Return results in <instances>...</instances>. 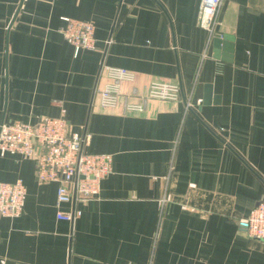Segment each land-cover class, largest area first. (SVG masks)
I'll return each mask as SVG.
<instances>
[{"label": "crops", "instance_id": "crops-1", "mask_svg": "<svg viewBox=\"0 0 264 264\" xmlns=\"http://www.w3.org/2000/svg\"><path fill=\"white\" fill-rule=\"evenodd\" d=\"M199 2L0 0V124L64 117L112 165L94 197L56 206L58 183L0 149V181L26 189L0 216V264H264L245 225L264 199V0H222L211 36ZM64 16L93 23L96 49L74 53ZM107 66L133 75L112 107ZM153 81L180 99L144 101Z\"/></svg>", "mask_w": 264, "mask_h": 264}, {"label": "built area", "instance_id": "built-area-1", "mask_svg": "<svg viewBox=\"0 0 264 264\" xmlns=\"http://www.w3.org/2000/svg\"><path fill=\"white\" fill-rule=\"evenodd\" d=\"M222 0H200L198 26L213 35L218 24V12ZM65 25L60 29L72 44L74 53L80 49H96L94 25L90 21L62 17ZM108 83L99 91L100 103L106 107L117 104L119 83L132 79L125 68L107 66ZM180 87L175 83L153 81L148 86L146 99L178 100ZM143 103H128L127 110L142 111ZM200 99L196 100L199 104ZM187 109L193 104L186 102ZM88 133H67L64 117H44L35 123L11 120L0 124V149L30 157L36 164V179L39 182H57L56 206L72 200L86 201L98 193L101 180L112 171L111 156L103 153H86ZM25 185L21 179L13 182L0 181V216L17 217L21 214L25 196ZM80 215L56 212L60 220H73ZM246 233L264 242V199L259 201L245 218Z\"/></svg>", "mask_w": 264, "mask_h": 264}, {"label": "water", "instance_id": "water-1", "mask_svg": "<svg viewBox=\"0 0 264 264\" xmlns=\"http://www.w3.org/2000/svg\"><path fill=\"white\" fill-rule=\"evenodd\" d=\"M215 43H219V40H216Z\"/></svg>", "mask_w": 264, "mask_h": 264}]
</instances>
